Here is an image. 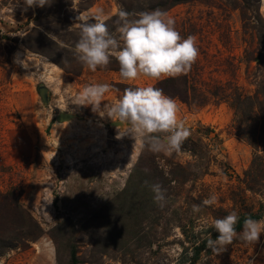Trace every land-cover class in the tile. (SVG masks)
<instances>
[{
  "label": "rangeland",
  "instance_id": "374dc122",
  "mask_svg": "<svg viewBox=\"0 0 264 264\" xmlns=\"http://www.w3.org/2000/svg\"><path fill=\"white\" fill-rule=\"evenodd\" d=\"M122 1L139 13L160 0H0V264H71L72 253L76 264H264V234L217 255L207 239L218 233L201 227L234 210L264 219V0L167 9L199 56L158 81L122 80L115 58L92 72L75 57L79 14L111 18ZM170 78L165 95L191 131L180 153L142 148L127 124L73 102L85 85L109 83L103 110L125 88ZM152 184L166 190L165 207ZM211 194L218 202L194 212Z\"/></svg>",
  "mask_w": 264,
  "mask_h": 264
},
{
  "label": "clouds",
  "instance_id": "9594fccd",
  "mask_svg": "<svg viewBox=\"0 0 264 264\" xmlns=\"http://www.w3.org/2000/svg\"><path fill=\"white\" fill-rule=\"evenodd\" d=\"M51 3L52 0H24L27 8H43ZM109 19L102 8L95 12L86 10L77 17L79 38L75 42L74 54L77 61L92 72L107 68L115 58L119 62L122 80L147 78L158 81L187 74L199 56L196 36L182 37L176 30L175 19L165 10L132 13L120 8L114 21L115 33L109 29ZM112 90L113 85L109 83L87 84L73 102L79 106L91 105L101 118L118 121L122 127L127 124L125 136L139 141L142 148L169 155L182 151L191 131L179 116L175 99L151 84L128 87L116 103H107L101 110L105 95ZM151 190L154 201L161 208L165 207L168 200L166 190L160 184H152ZM217 202L218 196L211 194L201 204H194L193 211L200 212L203 206ZM201 219L202 228L211 227L219 233L217 238L213 239L210 234L207 239V248L217 255L226 251L236 239L253 242L264 234V219L251 217L244 221L243 230L238 232L236 226L240 217L235 210L223 218H214L211 224L207 218Z\"/></svg>",
  "mask_w": 264,
  "mask_h": 264
},
{
  "label": "trees",
  "instance_id": "16d2710c",
  "mask_svg": "<svg viewBox=\"0 0 264 264\" xmlns=\"http://www.w3.org/2000/svg\"><path fill=\"white\" fill-rule=\"evenodd\" d=\"M183 2H185V0H160V1H158L157 3H155L154 5H152V7L150 8L151 10H155V9H161V10H167V9H169V8H171V7H173V6H175V5H178V4H181V3H183ZM122 5H123V8L124 9H126V10H128L129 12H132V9H131V7H129L128 6V4L126 3V1H122ZM117 19V15L116 16H113V17H111L108 21H107V23H108V25H114V26H116V24L114 23V21ZM118 65H119V62H118ZM60 66H62V65H60ZM63 67V66H62ZM109 69L110 70H115V71H119V67H109ZM174 79H172V78H170V79H164V80H162V81H160L159 83H158V87L159 88H161L162 90H163V92H164V94H167V95H169V96H172V95H170V88H167L166 86H173V84H174ZM185 101H187V99H184ZM249 217H251L252 219H255V218H257V217H255V216H248V217H245V218H243V219H240L239 221H238V223H237V226H236V228L237 229H240L243 225H244V221L247 219V218H249ZM218 235H219V233H218ZM76 259H75V257H74V254L72 253V256H71V264H76ZM191 264H192V262H191Z\"/></svg>",
  "mask_w": 264,
  "mask_h": 264
},
{
  "label": "water",
  "instance_id": "95a60500",
  "mask_svg": "<svg viewBox=\"0 0 264 264\" xmlns=\"http://www.w3.org/2000/svg\"><path fill=\"white\" fill-rule=\"evenodd\" d=\"M39 92H40V96H41L43 99H45L46 89H45L44 87H41L40 90H39ZM44 101H45V100H44ZM60 115H61V114H59V115L56 117L57 120H60Z\"/></svg>",
  "mask_w": 264,
  "mask_h": 264
},
{
  "label": "bare ground",
  "instance_id": "6f19581e",
  "mask_svg": "<svg viewBox=\"0 0 264 264\" xmlns=\"http://www.w3.org/2000/svg\"><path fill=\"white\" fill-rule=\"evenodd\" d=\"M63 118H64L63 116H60V119H63ZM115 124H118V125L122 126V125L120 124V122H117V123H115Z\"/></svg>",
  "mask_w": 264,
  "mask_h": 264
}]
</instances>
